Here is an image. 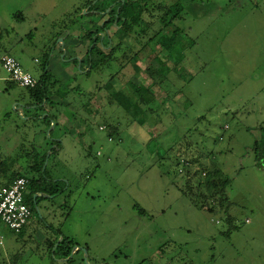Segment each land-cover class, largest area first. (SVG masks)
<instances>
[{
    "label": "rangeland",
    "instance_id": "rangeland-1",
    "mask_svg": "<svg viewBox=\"0 0 264 264\" xmlns=\"http://www.w3.org/2000/svg\"><path fill=\"white\" fill-rule=\"evenodd\" d=\"M87 1L0 0V54L38 80L48 72L52 99L37 107L0 67V185L11 162L17 172L26 153L48 152L62 190H47L22 230L1 224L0 264H264V0H182V60L162 72L149 112L109 97L150 86L157 48L85 73L99 16ZM214 170L229 183L211 197ZM70 242L87 252L55 256Z\"/></svg>",
    "mask_w": 264,
    "mask_h": 264
},
{
    "label": "trees",
    "instance_id": "trees-1",
    "mask_svg": "<svg viewBox=\"0 0 264 264\" xmlns=\"http://www.w3.org/2000/svg\"><path fill=\"white\" fill-rule=\"evenodd\" d=\"M88 0L85 7L90 6L88 13L94 11L90 16L99 15L98 11L109 12L103 16H98V19H93L90 21V31L85 34V39L88 40V48L86 53V67L90 68L87 73L90 75L94 70H100L103 68H109L115 60V55L117 52H122L124 58H126L129 50L133 46H142V48L135 53L134 56L130 57L129 60L136 61L139 60V54L141 52H146V48L151 44H154L157 50L147 53L148 55H153L151 58V63L143 70V72L151 79L150 86H146L142 83L138 88L134 89L133 92L136 94L135 100L129 96V102L115 100V96L110 94L109 103H118L124 112H149L152 111L150 106L155 100V94L153 93V88L161 86L164 82L165 76L162 72L175 70L179 66V61H181L182 49V30L174 25L175 20H180L182 13L185 9V5L182 0H178L176 3L169 7H164L159 0H127L123 5H119V12L116 5H112L113 1L106 0ZM103 1V7L100 3ZM194 1V0H192ZM119 18L117 22L118 25H122V31L118 35L112 36H101L99 32L102 30H112L115 29L114 23L115 19ZM108 19V22L102 27V20ZM159 24L160 28L155 30V25ZM137 29L138 33L136 35H129V30ZM149 34V35H147ZM107 39L105 43L103 39ZM145 40V41H144ZM2 54H0L1 56ZM7 55V54H6ZM160 56H165L164 61H159ZM76 62V58H74ZM169 61H174L173 68L168 66ZM48 72H44L39 80L38 85L35 88H28L31 98L36 103L37 107H42V110H46L47 107H51V97L50 90L48 89L46 83V77ZM114 76H111L113 78ZM148 96V97H147ZM148 107V108H146ZM43 121L48 127L55 123V118L50 113L45 115ZM56 126V123H55ZM52 136V133L50 134ZM25 152V150H22ZM47 153L38 154L35 152L34 157L30 153H26L24 156L28 158V161H24L19 171H13L14 163L11 162L8 165L7 170L11 171L9 176L5 175V180L0 185L1 187L11 185L17 178L27 177L31 184L28 187L26 193V203L30 207L31 212L35 211V205L33 204V196L38 191L47 193L50 191L51 195L57 196L62 192V190H54L50 187L49 182L53 180H48L47 177V167L44 168L45 162L47 160ZM53 150L51 151V155ZM33 159V160H32ZM32 160V161H31ZM4 169H0V174H4ZM37 175L39 182L34 180V176ZM59 181V180H57ZM33 183V184H32ZM226 177L222 175L217 170L206 174V180L203 183V190L211 195V197H216L217 195L224 194V190L228 184ZM221 195V196H222ZM64 242V239H63ZM54 247L52 245L51 249ZM79 247V245L74 243H69L67 246H58L55 250L60 259H72L74 248ZM81 252L79 249L74 253L77 254Z\"/></svg>",
    "mask_w": 264,
    "mask_h": 264
},
{
    "label": "built area",
    "instance_id": "built-area-1",
    "mask_svg": "<svg viewBox=\"0 0 264 264\" xmlns=\"http://www.w3.org/2000/svg\"><path fill=\"white\" fill-rule=\"evenodd\" d=\"M0 67L9 73L12 81L25 88H35L39 80L25 71L20 61L12 55L0 57ZM30 180L27 177L17 178L11 185L0 188V228L1 224L15 231L22 230L32 216L26 203V193ZM3 236L0 235V240ZM79 248L75 249V252Z\"/></svg>",
    "mask_w": 264,
    "mask_h": 264
},
{
    "label": "flooded vegetation",
    "instance_id": "flooded-vegetation-1",
    "mask_svg": "<svg viewBox=\"0 0 264 264\" xmlns=\"http://www.w3.org/2000/svg\"><path fill=\"white\" fill-rule=\"evenodd\" d=\"M160 3L164 6V7H169L171 6L172 4L176 3L178 0H159ZM127 2V0H125L123 2V0H115L112 2V5H116L117 6V9H118V12H119V5L120 4H125ZM99 13V16H103L102 13H104L103 11H98ZM119 21V18L117 17L115 19V23H114V26H115V29H112V30H102L99 32V35L101 36H114V35H118L120 31H122V25H118V22ZM108 22V19H103L102 20V27H104V24ZM175 22H177V20H175ZM175 22H174V25H175ZM136 33H138V30L133 28L131 30H129V35L131 36H134L136 35ZM86 69H90V68H87ZM87 70V71H88ZM87 71L85 73H87ZM34 180L39 182V178L37 175L34 176ZM31 184V181L29 182V185ZM33 184V183H32ZM29 187V186H28ZM45 198V193L44 192H41V191H38L37 193L34 194L33 196V204L35 205V207L38 206L39 202L42 201L43 199Z\"/></svg>",
    "mask_w": 264,
    "mask_h": 264
},
{
    "label": "water",
    "instance_id": "water-1",
    "mask_svg": "<svg viewBox=\"0 0 264 264\" xmlns=\"http://www.w3.org/2000/svg\"><path fill=\"white\" fill-rule=\"evenodd\" d=\"M98 0H96L94 3H96ZM125 0H123V2H124ZM89 9V8H88ZM88 9H86V11H88ZM110 11V9H108L106 12H104V13H102L103 15L104 14H106L107 12H109ZM53 126H55L54 124H53ZM51 131V130H50ZM49 155L50 154H48V156H47V160H46V162H45V166H44V168L46 167V165H47V162H48V158H49ZM37 208V210H39L38 209V207H36ZM75 249L76 248H74V250H73V254L75 253ZM81 249V248H80ZM84 253H86L87 251L86 250H84V249H81Z\"/></svg>",
    "mask_w": 264,
    "mask_h": 264
},
{
    "label": "crops",
    "instance_id": "crops-1",
    "mask_svg": "<svg viewBox=\"0 0 264 264\" xmlns=\"http://www.w3.org/2000/svg\"><path fill=\"white\" fill-rule=\"evenodd\" d=\"M1 56H2V55H1ZM1 56H0V57H1ZM76 248H79V247H76ZM79 249H80V248H79ZM79 249H78V250H79ZM80 250H81V249H80ZM81 251H82V250H81Z\"/></svg>",
    "mask_w": 264,
    "mask_h": 264
}]
</instances>
